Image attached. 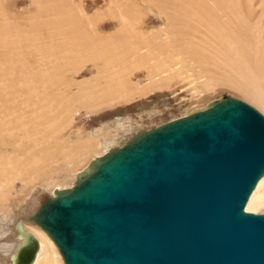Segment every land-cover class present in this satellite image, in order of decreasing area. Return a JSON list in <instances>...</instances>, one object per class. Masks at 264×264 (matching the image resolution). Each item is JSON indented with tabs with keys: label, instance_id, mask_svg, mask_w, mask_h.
I'll return each instance as SVG.
<instances>
[{
	"label": "water",
	"instance_id": "1",
	"mask_svg": "<svg viewBox=\"0 0 264 264\" xmlns=\"http://www.w3.org/2000/svg\"><path fill=\"white\" fill-rule=\"evenodd\" d=\"M264 114L233 96L141 131L57 189L33 220L66 264H264ZM25 236L13 264H33Z\"/></svg>",
	"mask_w": 264,
	"mask_h": 264
},
{
	"label": "rangeland",
	"instance_id": "2",
	"mask_svg": "<svg viewBox=\"0 0 264 264\" xmlns=\"http://www.w3.org/2000/svg\"><path fill=\"white\" fill-rule=\"evenodd\" d=\"M45 1L47 2L37 4L33 3V0H0V12L10 13L18 24L29 25L30 20L36 16L39 5L53 4L62 7L71 5L70 8H66L68 12H71L72 8L76 12L82 10L87 17L98 16L100 21L97 27L102 29L97 30L94 25H89L88 28L83 27V31L89 35L92 31L93 36L96 33L103 36L113 35L112 42L110 40L100 42L99 46L108 49L117 46L115 48L119 50L120 57L117 55L116 60L107 63L108 65L102 60L100 66L94 65L96 63L92 60H86L81 52H78L79 55L74 54L70 60L61 58L59 63L65 62L62 65L64 69L66 68L64 74L60 76L61 79L67 81L68 75H71V82L75 83L71 95H77L80 88L94 83L96 88L107 87L110 96L88 104L75 102L71 110L59 118L56 129L48 124L49 128L44 127L48 130L46 133L33 135L24 126L15 127L10 122L4 128H0V264H11L10 256L18 245L16 241L18 221L22 220L30 229L35 227L47 234L32 218L41 205L50 197H54L57 189L73 187L78 175L90 169L91 163L97 157L124 146L141 131L205 110L212 101L225 96L241 99L264 114V108L236 85L241 82L243 87L246 85V88L253 90L255 84L247 75L242 76L239 73L240 75L236 76L233 70L226 73L220 69L218 72L214 65L211 66L212 64L200 66L182 55L173 57L174 50L159 54V48L154 45L160 44L163 40V36L161 40V37H156L160 32L162 20L158 19L146 5L129 7L127 4L133 0H127V3L126 0H99V5H93V0ZM47 18L48 15L41 17ZM139 23L143 27L141 31L134 34L128 29ZM51 26L55 27L53 24ZM132 36L134 39L130 40ZM64 38L61 36V39ZM53 41L56 43L58 40ZM133 50L138 51L134 53ZM43 55L40 53L39 57ZM142 55L144 57L146 55V58L144 59ZM51 58L47 60L46 66H53L56 63L54 58ZM146 67L155 68L153 72L156 74L151 80L147 76ZM230 76L236 84L227 80ZM156 83H160V86L158 87ZM1 116L4 118L2 114ZM12 117L13 115L6 116L5 120L9 121ZM24 119L23 117L22 120ZM26 132L33 136L26 135ZM25 155L31 157L28 156L26 159ZM255 212L264 213V206L252 211ZM56 247L59 259L57 264H65L63 255L57 245Z\"/></svg>",
	"mask_w": 264,
	"mask_h": 264
},
{
	"label": "bare ground",
	"instance_id": "3",
	"mask_svg": "<svg viewBox=\"0 0 264 264\" xmlns=\"http://www.w3.org/2000/svg\"><path fill=\"white\" fill-rule=\"evenodd\" d=\"M139 1L133 0L127 5L129 7L130 5L132 7L133 5H146L149 10L152 9L151 11L157 15L158 19L162 20L160 32H157L156 37H161V40L163 36V40L160 44L155 43L154 45L159 48V54L174 50L172 51L173 57L182 55L194 60L200 66L212 64L211 66L214 65L218 72L220 69L225 72L233 70L235 75L239 73L242 76L247 75L255 84L253 90L246 88V85L243 87L241 82L236 84L231 76L227 80L236 84L264 108V0H141V3ZM40 2L46 3L47 1L33 0V3L40 4ZM125 2L127 3V0ZM126 3L123 4L126 5ZM93 5H99V0H93ZM70 6L67 7L70 8ZM37 7L39 8L36 9V16L32 18V21L30 20L29 25L18 24L13 20L14 18L10 13L0 12V119H2L0 120V128H4L10 122L15 127L24 126L33 135L41 132L42 134L46 133L48 130L44 127L48 124L57 126L59 118L66 115L75 102L80 101L88 104L110 96L107 87L96 88L94 83L84 87L80 84L82 88L79 87V93L71 95L75 83L71 82V75H68L70 78L66 76L67 81L61 79L60 76L64 74L66 69L62 65L65 62L59 63L61 58L70 60L74 54L81 52L86 60H92L96 63L94 65L100 66L102 60L106 64L112 63L116 60L117 55L119 56V50L115 48L117 46H114V49L103 46L100 48L99 46L100 42L105 43L107 40L112 42L113 35L103 36L101 33H96V35L93 33V36L92 31L90 35L83 31V27L88 28L89 25H94L97 30L102 29V27H97L98 21H100L97 15L87 17L82 10L76 12L72 8L71 10L74 11L68 12V8L61 5H39ZM47 15V19H41ZM52 24L55 27L51 26ZM142 28L141 23H139L128 29L136 33ZM61 36L65 38L61 39ZM54 39L58 41L54 43ZM129 39L133 40L134 36ZM144 42L146 43V41ZM136 51L138 50H133L134 53ZM40 53L44 55L39 57ZM51 57L56 63L53 66H46L47 60H51ZM91 65L93 64L91 63ZM146 68L147 76L151 80L155 77L156 73L153 72L155 68ZM156 85L159 87L160 83H156ZM10 115H13L12 119L6 121L5 117ZM23 117L24 120H22ZM28 132L26 135L29 134ZM28 156L30 155H27L26 159ZM20 157L22 158V156ZM15 166L18 167L17 164ZM13 168L12 170H14ZM263 187L264 176L249 198L247 208H245L248 212L257 211L260 206H264ZM23 227L25 231L35 235L40 244L33 264L59 263L56 243L48 233L46 234L35 227H32V230L27 224H23ZM16 232L18 245L13 255L10 256L11 264H13L12 258L15 256L17 248L25 239L17 227Z\"/></svg>",
	"mask_w": 264,
	"mask_h": 264
}]
</instances>
